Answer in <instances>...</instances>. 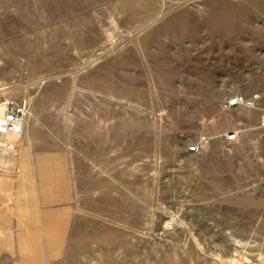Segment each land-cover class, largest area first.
<instances>
[{
	"label": "rangeland",
	"instance_id": "rangeland-1",
	"mask_svg": "<svg viewBox=\"0 0 264 264\" xmlns=\"http://www.w3.org/2000/svg\"><path fill=\"white\" fill-rule=\"evenodd\" d=\"M0 98L43 220L0 264H264V0H0Z\"/></svg>",
	"mask_w": 264,
	"mask_h": 264
},
{
	"label": "built area",
	"instance_id": "built-area-1",
	"mask_svg": "<svg viewBox=\"0 0 264 264\" xmlns=\"http://www.w3.org/2000/svg\"><path fill=\"white\" fill-rule=\"evenodd\" d=\"M261 99L260 94H255L247 99L242 96L234 95L223 104L225 110L233 108H254L255 104ZM28 105L26 102H17L9 98H0V136L20 138L23 134V125L28 115ZM260 125L264 127V115L261 118ZM236 133H228L224 136L226 143L236 140ZM209 138L206 136L199 137L194 143L188 146V152L198 154L208 143ZM4 148L7 151L12 149V145L6 143Z\"/></svg>",
	"mask_w": 264,
	"mask_h": 264
},
{
	"label": "crops",
	"instance_id": "crops-1",
	"mask_svg": "<svg viewBox=\"0 0 264 264\" xmlns=\"http://www.w3.org/2000/svg\"><path fill=\"white\" fill-rule=\"evenodd\" d=\"M2 140L4 139H1V143ZM21 148L22 146L18 148L19 153H21ZM8 159L15 160V162H17V164L15 165L17 169V173L14 170L13 175L11 173L7 175L6 173L8 172L7 170L8 168H5V166L1 164V160H0V171L6 169L3 172H0V218L4 217L9 221H11L13 227L16 230L37 229L40 227L39 223H41L43 220H41V214L37 207L38 204H37L36 194L33 193L30 188L27 187H25V189L27 190L26 193H24V189L22 188H18V191L14 189V185L16 181L15 178L18 176V173L22 172L23 168L27 164V161H25V159L21 156L15 157V159L12 158H8ZM18 170L20 172H18ZM3 175L7 178H3ZM8 181H13V182L12 184H5ZM18 186L20 187L21 184H19ZM16 195H20V197L22 196L24 206L17 207L16 204H14V202L11 200ZM22 214L23 216H20ZM19 216L20 219H18Z\"/></svg>",
	"mask_w": 264,
	"mask_h": 264
},
{
	"label": "bare ground",
	"instance_id": "bare-ground-1",
	"mask_svg": "<svg viewBox=\"0 0 264 264\" xmlns=\"http://www.w3.org/2000/svg\"><path fill=\"white\" fill-rule=\"evenodd\" d=\"M30 116V115H29ZM27 122V121H26ZM0 138H2V137H0ZM4 138V137H3ZM6 138H8V137H6Z\"/></svg>",
	"mask_w": 264,
	"mask_h": 264
}]
</instances>
